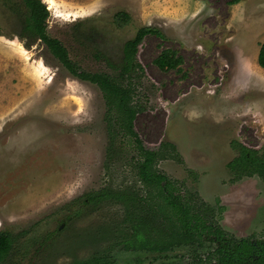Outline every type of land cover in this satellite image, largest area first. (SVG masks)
I'll list each match as a JSON object with an SVG mask.
<instances>
[{"label": "rangeland", "instance_id": "obj_1", "mask_svg": "<svg viewBox=\"0 0 264 264\" xmlns=\"http://www.w3.org/2000/svg\"><path fill=\"white\" fill-rule=\"evenodd\" d=\"M43 1L48 34L89 71H117L122 44L138 26L163 32L146 35L137 49L146 99L134 129L146 147L176 145L183 163L161 160L159 169L222 205L225 231L264 242V183L231 180L227 168L236 155L231 140L264 150V69L256 61L264 0ZM118 10L132 24L114 34ZM163 49L182 57L180 70L153 63ZM105 114L99 88L71 76L42 42L27 48L0 35V229L13 237L7 264H66L105 251L114 264H205L187 248L122 249L123 205L84 201L88 192L135 182L134 150L120 136L108 149Z\"/></svg>", "mask_w": 264, "mask_h": 264}, {"label": "trees", "instance_id": "obj_2", "mask_svg": "<svg viewBox=\"0 0 264 264\" xmlns=\"http://www.w3.org/2000/svg\"><path fill=\"white\" fill-rule=\"evenodd\" d=\"M48 17L49 10L43 0H0V23L12 29L5 32L0 24V35L17 37L27 48L37 41L42 42L71 76L97 86L106 107L108 149L115 146L111 142L115 136L122 137L133 148L136 157L134 184L81 195L90 203L112 200L123 205L121 229L124 238L117 241V245L126 251L157 253L191 247L193 257L203 263L214 257L215 264H264V246H254L251 237H235L222 228L219 223L222 205L214 208L197 191L189 190L182 180L171 178L159 169L161 160L183 163L176 145L163 140L156 148L146 147L134 129V118L144 109L143 100L146 99L142 89L145 73L137 58V49L146 35L163 38V32L153 25L138 26L122 44V64L117 71H89L70 57L60 39L48 34ZM110 22L115 34L131 25L132 17L127 11L118 10ZM256 61L264 69V40L259 45ZM153 63L161 69L180 70L182 57L172 49H163ZM230 146L236 151L227 162V168L233 173L231 180L257 176L264 183V150L237 140H231ZM202 246H213L211 258L198 254L197 249ZM12 247V235L0 229V264H7ZM66 264H114V255L105 251Z\"/></svg>", "mask_w": 264, "mask_h": 264}, {"label": "flooded vegetation", "instance_id": "obj_3", "mask_svg": "<svg viewBox=\"0 0 264 264\" xmlns=\"http://www.w3.org/2000/svg\"><path fill=\"white\" fill-rule=\"evenodd\" d=\"M62 227V225H60L59 226V228H61ZM228 232V231H227ZM230 233V232H229ZM232 234V233H231ZM235 236V235H234ZM236 237V236H235ZM245 237H247V236H245ZM250 237V236H249ZM252 238V237H251ZM253 240V244H254V246H264V242H258L257 240H255V239H252ZM179 248H187V249H189V250H187L188 252H191V254H192V256H193V252H192V250H191V247H179ZM179 248H176V249H179ZM212 249H213V246H209V247H206V246H202V247H200L199 249H197L198 250V254L199 255H201L202 257H206L207 255H209V257L211 258L212 256H213V254H211L210 252H212ZM173 251H175V249L173 250ZM173 251H169V252H173ZM145 252H147V251H145ZM152 253H157V252H152ZM165 253H168V252H165ZM209 258V259H210ZM216 260V259H215ZM214 260V264L216 263V261ZM209 260L207 259L206 260V263L205 264H207V262H208ZM193 263V262H192Z\"/></svg>", "mask_w": 264, "mask_h": 264}, {"label": "crops", "instance_id": "obj_4", "mask_svg": "<svg viewBox=\"0 0 264 264\" xmlns=\"http://www.w3.org/2000/svg\"><path fill=\"white\" fill-rule=\"evenodd\" d=\"M237 3H240V2H242V0H238V1H236ZM236 3V4H237ZM258 50H259V48H258ZM257 53H258V51H257ZM256 57H257V55H256Z\"/></svg>", "mask_w": 264, "mask_h": 264}]
</instances>
